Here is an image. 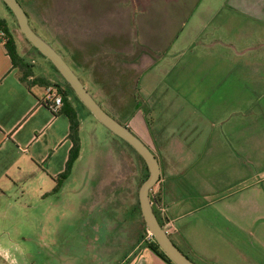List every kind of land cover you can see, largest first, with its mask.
Returning a JSON list of instances; mask_svg holds the SVG:
<instances>
[{
  "label": "rangeland",
  "instance_id": "1",
  "mask_svg": "<svg viewBox=\"0 0 264 264\" xmlns=\"http://www.w3.org/2000/svg\"><path fill=\"white\" fill-rule=\"evenodd\" d=\"M17 1L28 14L31 29L57 51L51 31L39 21L38 14L47 16L41 7L55 9L52 13L59 17L75 11L78 3L82 12H90L92 1L99 0ZM135 17L130 6V27L135 26ZM0 18L16 42L18 56L31 65L32 77L60 83L50 64L23 39L1 2ZM195 40L180 29L165 51L147 50L154 63L138 75V115L133 123L122 116L119 120L149 150H171L165 157L180 171L178 182L186 196L175 214L182 215L173 223L176 233L168 235L180 252L195 264H264V110L253 105L251 129L230 131L226 121L220 122V116L228 117L219 113L228 103L224 106V98L216 94L224 82L191 61L195 47L180 51ZM246 42L251 49L248 58L264 57V33L254 31ZM79 80L100 104L88 81ZM68 99L78 124L79 157L66 178L30 177L21 189L25 193L18 191L11 195L13 204L0 207V264H120L138 241L134 216L138 214L131 203L146 172L121 140L71 95ZM260 99L252 98L253 104ZM243 173L254 181L245 191L240 190ZM215 230L220 234L216 236ZM144 236L141 245L147 247Z\"/></svg>",
  "mask_w": 264,
  "mask_h": 264
},
{
  "label": "crops",
  "instance_id": "2",
  "mask_svg": "<svg viewBox=\"0 0 264 264\" xmlns=\"http://www.w3.org/2000/svg\"><path fill=\"white\" fill-rule=\"evenodd\" d=\"M128 3L127 8L125 5ZM130 6L136 13L135 26L131 27H134L137 44L154 53L169 48L180 29L188 39L191 35L196 36L195 44H184L180 51L195 47L196 58L191 61L209 73L214 72L216 78L224 82L216 94L224 98V106L228 103V106L219 108V113L228 117L220 116V122L226 121L230 131L238 127L251 129L253 105L264 110V57L248 58L251 49L246 39L249 40L254 31L264 33V0H117L111 11L99 10L91 17L103 19L101 22L113 29L129 31ZM238 38L240 45L237 47ZM14 43L16 47L15 40ZM142 56L150 57L154 63V56L150 53L141 55L136 64L139 73L144 71L138 68ZM254 97L261 98L259 104H253ZM44 98L43 86L27 87L19 81L18 70L0 43V207L13 204L11 195L18 191L25 193L24 187L28 186L30 177L53 178L64 171L71 147L68 120L61 112L52 114L45 107ZM136 115L138 113L134 110L129 123ZM139 120L142 125L143 121ZM150 151L158 163L159 179L149 191V199L155 206L163 207L174 223L182 217L175 214L184 206L181 201L186 199L178 182L181 173L165 157L171 150L168 149L167 153L161 149ZM239 179L244 183L241 191L251 189L254 183L252 175L243 173ZM131 210L135 214L132 203ZM134 216L137 217L138 241L120 264H166L141 245V237L147 232L144 233L138 215ZM225 218L229 221L228 217ZM214 232L216 236L220 234L216 230ZM223 240L231 241L224 236Z\"/></svg>",
  "mask_w": 264,
  "mask_h": 264
},
{
  "label": "trees",
  "instance_id": "3",
  "mask_svg": "<svg viewBox=\"0 0 264 264\" xmlns=\"http://www.w3.org/2000/svg\"><path fill=\"white\" fill-rule=\"evenodd\" d=\"M110 5L113 6L112 3L106 4L99 1H92L93 10L90 12L83 10L82 12L78 3L75 11L64 10L65 15H60L59 17L52 13V11L55 13V9L50 10L49 7L43 5L40 12L45 13L46 10L47 16L38 14V17L42 25L51 31L55 44L60 48H56L57 52L62 56L70 69L78 75L79 79L81 78L84 82L88 81L98 94L99 105H103L101 107L107 109L114 119L117 118L116 120L124 125L119 120V117L122 116L129 120L132 117L130 116L131 113H134L136 108L135 92L139 75L136 69L137 60L141 55L149 54L150 52L145 47L136 44L133 27L129 31H119L109 27L107 24L99 22L98 19L100 18L91 17L94 12H98L99 10L104 11L103 7ZM3 7L11 16L8 9L4 5ZM23 11L26 14L28 23H30L27 12L25 10ZM0 43H2L12 65L20 72V82L24 83L27 87L33 85L43 87L53 86L62 97V107L59 112L64 114L68 120V139L71 147L68 152L64 171L59 177L66 178L79 154L77 137L78 124L73 107L68 101V96L71 95L76 101L77 99L51 65L60 83H51L40 77H32L31 65L24 63L21 57L18 56L9 28L2 18H0ZM51 45L56 47L54 44ZM32 49L37 53L34 48ZM86 89L88 91V88ZM131 103L133 104L131 105ZM124 145L126 144L124 143ZM127 148L129 147L127 146ZM137 158L142 165V169L146 172L141 159L138 156ZM145 177L146 174H144L143 179L139 183ZM133 206L143 227L138 210L137 198H135ZM153 212L161 226L162 224L157 214L155 211ZM143 230L144 233L147 232L145 228ZM147 248L154 252L166 264H172L159 250L152 238Z\"/></svg>",
  "mask_w": 264,
  "mask_h": 264
},
{
  "label": "water",
  "instance_id": "4",
  "mask_svg": "<svg viewBox=\"0 0 264 264\" xmlns=\"http://www.w3.org/2000/svg\"><path fill=\"white\" fill-rule=\"evenodd\" d=\"M10 12L15 25L23 39L34 48L57 72L59 77L69 87L77 101L87 112L107 131L124 142L142 161L146 169V177L140 183L136 198L139 214L146 231L151 236L159 250L172 264H195L189 260L170 241L159 225L152 210V202L149 199V191L156 185L159 179V167L156 158L151 151L134 135L125 125L105 112L94 100L91 94L82 85L78 76L70 69L62 56L51 44L40 38L29 26L26 14L16 0H0ZM152 59L142 56L139 61V70H145L152 64Z\"/></svg>",
  "mask_w": 264,
  "mask_h": 264
},
{
  "label": "built area",
  "instance_id": "5",
  "mask_svg": "<svg viewBox=\"0 0 264 264\" xmlns=\"http://www.w3.org/2000/svg\"><path fill=\"white\" fill-rule=\"evenodd\" d=\"M45 91V98H44V105L45 107L52 113V114H57L60 111V108L62 107V97L57 91L56 88L53 86H46L44 87ZM152 202V201H151ZM152 207L157 214L161 225V228L163 229L164 233L168 236L172 234L174 231V226H173V221L168 218L166 214V210L161 207V206H155L154 203L152 202ZM145 239L150 241L151 236L147 232L145 234Z\"/></svg>",
  "mask_w": 264,
  "mask_h": 264
},
{
  "label": "flooded vegetation",
  "instance_id": "6",
  "mask_svg": "<svg viewBox=\"0 0 264 264\" xmlns=\"http://www.w3.org/2000/svg\"><path fill=\"white\" fill-rule=\"evenodd\" d=\"M96 22V21H95ZM152 210L154 211L153 207H152Z\"/></svg>",
  "mask_w": 264,
  "mask_h": 264
}]
</instances>
